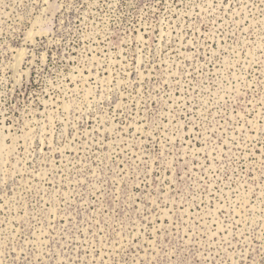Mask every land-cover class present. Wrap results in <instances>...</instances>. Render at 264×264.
Here are the masks:
<instances>
[{
	"label": "rangeland",
	"instance_id": "1",
	"mask_svg": "<svg viewBox=\"0 0 264 264\" xmlns=\"http://www.w3.org/2000/svg\"><path fill=\"white\" fill-rule=\"evenodd\" d=\"M0 264H264V0H0Z\"/></svg>",
	"mask_w": 264,
	"mask_h": 264
}]
</instances>
